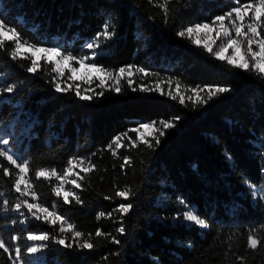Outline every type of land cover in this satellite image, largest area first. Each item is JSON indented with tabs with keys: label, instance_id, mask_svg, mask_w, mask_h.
<instances>
[{
	"label": "trees",
	"instance_id": "16d2710c",
	"mask_svg": "<svg viewBox=\"0 0 264 264\" xmlns=\"http://www.w3.org/2000/svg\"><path fill=\"white\" fill-rule=\"evenodd\" d=\"M163 3L0 0V20L30 43L56 46L77 57H91L95 51L94 62L109 71L133 65L154 74L144 75L147 85L203 88L204 99L205 85L231 89L205 104L196 98L181 104L178 97L141 93L137 80L132 87L121 80V92L110 83L94 90L103 95L81 100L74 87L66 93L55 91L51 65L41 61L42 70L28 73L24 65L30 60L13 61L14 45L7 42L8 51L0 49V87L13 83L17 87L0 93V135L10 139L7 147L13 153L30 161L38 202L49 210L55 203L66 224L82 233L81 242L90 239L94 247L66 248L50 240L39 253L26 255L29 231L59 236L61 224L37 220L25 207L20 210L24 215L14 210L20 199L12 187L18 170L0 157V239L12 249H0V264H264V200H254L246 184L264 186V77L232 67L187 36L177 35L190 25L210 23L236 6L235 0H169L167 22L159 6ZM109 21V31L114 29L111 39L101 36L99 47L87 49L86 43ZM260 32L264 36V29ZM162 119L175 126L162 129L165 134L158 145L149 139L151 148L138 140L136 131H129ZM125 132L123 146L115 149L113 144L117 153L113 155L106 146ZM72 157L90 159L96 166L87 175L75 169L84 176L78 181L81 189L68 184L82 205L71 198L66 204L54 195L52 186L61 181L35 178L39 168H55L63 175ZM124 157L131 164L121 168ZM2 168H9L13 177L3 176ZM118 191L131 195L125 200L116 195ZM4 200L10 201L7 207ZM120 203L132 205L127 214L114 211ZM187 209H194L210 227L184 224L182 213ZM33 211L40 215L38 209ZM100 212L106 215L97 219ZM121 226L122 234L117 231ZM97 229L108 235L97 237ZM249 235L260 239L256 249L248 247ZM112 237L119 244L112 243ZM71 240L69 231L66 242ZM16 247L24 250L22 262L15 259Z\"/></svg>",
	"mask_w": 264,
	"mask_h": 264
},
{
	"label": "snow or ice",
	"instance_id": "6c2138e0",
	"mask_svg": "<svg viewBox=\"0 0 264 264\" xmlns=\"http://www.w3.org/2000/svg\"><path fill=\"white\" fill-rule=\"evenodd\" d=\"M151 2V0H150ZM169 0H164V3L159 5L164 13L165 22L168 19V8L167 4ZM236 6L231 7L230 10L224 12L222 15H217L213 17L211 25L207 22L203 23H196L195 25H190L185 29H182L177 33L180 37H185L186 34L189 39L194 32H200L201 30H208L204 34L207 35L208 32H215L216 39L223 38L224 42L220 43L217 48L213 47V44L216 43V39H213L211 43L204 42L202 39H196L192 42L197 46H203V48L209 52V54L213 55L216 59L220 61H226L228 65L239 68L245 71H255L258 75L264 77V36L261 35L260 29H264V0H249L248 3H240V0H235ZM249 12H251V16L248 17ZM234 14V18H233ZM248 17L249 21L247 24L244 23L245 18ZM228 21L230 27L225 24V21ZM240 22V23H237ZM111 26V21L106 22L103 26V30L100 33L96 34V37L91 41L86 43L85 47L89 50H94L95 48L99 47V39L101 36L104 38L105 41L111 39L114 35L113 31H109ZM246 27L247 31H243ZM235 33V38L232 37V32ZM244 38L247 43V49L245 50L243 47ZM10 42L14 45L13 49L10 51V58L15 61L17 59L20 60H30V64L24 65L25 70L28 73L35 74L38 71L42 70L41 61L44 64L51 65V71L56 73L53 76L51 83L54 86V89L58 93H66L70 90H73L72 84H66V86L62 87L61 82H59V78H62L65 75V69L72 73L71 76H68V80L79 79L84 84H91L94 80H99V84L97 87H104L108 80L115 81L116 87L114 91L117 93L121 92L122 89L120 88V82L124 78V74L127 72L128 76L132 75L133 65H128L126 67H121L118 69L116 73L107 70L101 65H97L94 62V57L96 55L95 51H92V56H82L77 57L72 53H65L59 47H45L43 45L33 44L27 40H24L20 33L11 26H8L4 23L3 20H0V49L4 51H8L5 47V44ZM253 45H256L258 51L253 50ZM24 49L25 51H21ZM231 49V55H226L228 50ZM30 53V55H29ZM37 53H41L42 55H36ZM73 62L81 65L85 72L83 76L76 77V72L78 69L72 66ZM62 64L64 65L62 67ZM136 72H144L145 75H154L147 73L145 69L137 67ZM92 73H96L97 75L93 76ZM129 87H132L133 80H128ZM17 85L7 84L3 87H0V93H12L14 92ZM204 88L207 89V99H204L199 93L203 92V88H193L192 92L196 94V102L200 104H205L208 100L216 97L219 94L225 93L230 91L231 89L226 86H211L205 85ZM160 89V84L157 83L155 88H149L146 85L140 86V91L148 92V91H155ZM180 85L177 84L176 87V95H172V92L169 91L168 95L172 97V99H176L179 96V102L181 104L185 103V97L179 91ZM135 91L136 89L133 88ZM84 92H91L92 94L82 95L81 94V86L80 84H75V95L81 100H91L93 95L99 96L103 95V92H94L91 88L84 89ZM161 94H164L161 91ZM189 100L192 97H188ZM178 119V118H177ZM156 121L152 122H143L140 123L136 129H130L129 131H138L139 128H143L149 130V136H152L155 139V143L158 145L160 143L159 137H162L165 132L162 129H170L173 128L174 122L170 120H160L159 125L162 126L156 127ZM158 133V136L155 135ZM128 133H121L115 137L110 144L106 147L108 150L112 151L113 155H116L115 149L121 148L123 145L121 143V137L127 136ZM141 139L143 143H145L148 147H153L154 145L145 139L142 134L138 137ZM131 139V138H129ZM10 144V139L6 138L5 136L0 135V157L6 159L10 165L14 166L18 172L15 175L14 183L12 187L14 188L16 193H19V202L13 205L14 210L20 212L21 215H24L21 212V208L25 207L28 209V213L37 220H40L42 217L38 215L37 211H33V209H38L39 212L46 213L43 217L45 222L55 226L57 221L61 222L60 227V234L51 235L47 232H42L40 234H34L33 232L29 231L27 235V241L31 242L30 244L26 245V255L34 256L35 254L39 253L42 249L47 247L48 241H52L53 243L66 247L72 248L76 246L77 248L81 249H92L94 244L90 242V239H84L81 242L82 233L80 231L74 230V226L70 223L67 224V228L63 225L67 223L66 218L60 215L55 208V203L52 205V209L49 210L47 206L41 205L39 201L38 194L34 190V184L30 179L29 173L31 170L30 161L27 159H22L17 156L15 153L12 152L10 148L7 146ZM113 144L115 145V149H113ZM133 146L135 147V141H132ZM264 147V145H262ZM93 156L96 154L93 153ZM131 160L129 157H124V164L121 165V168H124L126 165H130ZM79 168L80 172L84 173L85 175L89 174L91 171L95 170V164H92L90 159L86 160L85 158H77L72 157L67 160V167L63 169V175H60L57 169H45L39 168L35 170V178L40 180L41 178L46 179L49 183H51L52 178H55L61 183L52 186V192L57 198H63L64 203L68 204L71 200H74L77 204H83V201L79 194L74 189H81L82 184L78 181L83 180L84 176L80 175V172H76L75 169ZM264 171V169H262ZM2 174L5 177L12 178L13 173L9 168H2ZM75 175L77 179H71L69 181V176ZM71 183L74 186V189H65L66 183ZM249 188L252 190L253 196H259L260 199H264V186L261 187L260 190L255 189L250 182L246 181ZM22 185H24L22 189ZM2 195V193H0ZM118 197H121L125 200L129 198L131 193L129 191H118L116 193ZM31 197L34 203H30L29 199L26 197ZM105 199H110V197H105ZM10 201L4 200L3 204L5 207L9 205ZM132 205L126 203H120L114 211L119 212L121 215L127 214ZM112 212L107 213V216L111 217ZM106 214L104 212L98 213L97 219L104 217ZM183 219L187 222L194 223L195 225L199 226L202 229H208L210 225L206 222L205 219L200 218L194 209L185 210L183 213ZM49 217H52L49 220ZM179 217V214L177 218ZM23 222V221H22ZM71 231L72 240L70 242H66V234ZM118 232L121 234L124 233L125 229L123 226L117 229ZM95 235L97 237L107 236L108 234L103 233L100 229H97ZM18 236H12V240H17ZM112 243L119 244V240L115 237L111 239ZM260 243V239L249 235L247 237V245L250 249H256L258 244ZM0 249H3L4 252H11L12 249L8 246V244L0 239ZM24 252L23 249L20 247H16L14 249L15 259L16 261H23L24 256L22 255ZM11 258V257H10ZM237 259H242L241 257H237Z\"/></svg>",
	"mask_w": 264,
	"mask_h": 264
},
{
	"label": "rangeland",
	"instance_id": "374dc122",
	"mask_svg": "<svg viewBox=\"0 0 264 264\" xmlns=\"http://www.w3.org/2000/svg\"><path fill=\"white\" fill-rule=\"evenodd\" d=\"M250 16H251V12H249V14H248V17H250ZM248 17L245 18V21H244L245 24H247L248 22H250ZM233 18H234V14H233ZM211 22H212V21H211ZM211 22L209 23L210 25H211ZM237 23H240V22H237ZM225 24L228 25V26L230 27V24H229V22H228L227 20L225 21ZM207 31H208V30H201L200 32H194V33L192 34V36H191V40L193 41V40H196V39H202L204 42L211 43L213 39H216V37H215V32H214V31H212V32H208V34L205 35L204 33L207 32ZM243 31H247L246 27L243 29ZM186 36H187V34H186ZM187 37H188V36H187ZM232 37L235 38V33H234V31L232 32ZM241 39L244 40V38H241ZM222 42H224V39H223V38L216 39V43L213 44V47H214V48H217V47L219 46V44L222 43ZM49 47H56V46H49ZM201 47H203V46L201 45ZM243 47H244L245 50L247 49V43H246V40H244ZM253 50L258 51V48L256 47V45H253ZM21 51L23 52V51H25V50H24V49H21ZM29 55H30V53H29ZM36 55L39 56V55H42V54H41V53H37ZM226 55H231V49L228 50V52L226 53ZM63 66H64V65L62 64V67H63ZM72 66L75 67L76 69H78V71L76 72V77H81V76H83V74H84V72H85V69H84L81 65H79V64H77V63H75V62H73ZM116 72H117V71H116ZM116 72H113V73H116ZM55 74H56V73H55ZM71 75H72V73L69 72V71L67 70V68H66V69H65V75H64L62 78H59V82H61V86H66V84H72L73 87L75 88V84H80V86H81V94H82V95L92 94L91 92H84V89H86V88H91V89H93V90L99 88V87H97V85L99 84V80H94L91 84H84V83H82V81L79 80V79H75V78H74L73 80H68V76H71ZM92 75L95 76V75H97V74H96V73H92ZM144 75H145L144 72L139 73V72H136L135 69H132V75H131V76H128V74H127V72H126V73L124 74V78H123L122 80H125V81H127V83H128V80H129V79H132V80H133V84H134V82L137 80L138 85H139V89H140V86H141V85H146V86L149 87V88H155L157 84H152V85H147V84H145L146 81H145V77H144ZM140 82H141V84H140ZM110 83H112L113 88L116 87L115 81H113V80H108V81L106 82V85H108V84H110ZM176 87H177V86H172V85H170V84H168V83H162V84H160V89H158V90H155V91H148V92H142V91H141V93H143V94H147V93H150V92H157V93H160V94H161V91H162L164 94L168 95L169 91H171V92H172V95H176ZM179 91H180V93H181L182 95H184L185 100H189L188 97H192V99H195V98H196V94L193 93L192 90H187V89H185V88H181V87H180ZM201 93H202V92H201ZM201 93H199V94H201ZM168 96H170V95H168ZM177 97L179 98V96H177ZM192 99H191V100H192ZM156 127H160V125H159V124H156ZM136 133H137V138H138L139 136H141V134H142V136H143L145 139H147V140L153 138L152 136H149V130H146V129H143V128H139L138 131H136ZM157 134H158V133H155V135H157ZM138 140H139L140 142H142L141 139L138 138ZM68 179H69V181L71 180L70 178H68ZM68 184H71V183H70V182H69V183H66V184H65V189H69V188H68ZM71 185H72V184H71ZM255 189L260 190V188H255ZM251 194H252V196H253L252 190H251ZM253 198H254V200L260 199L259 196H255V197L253 196ZM260 200H264V199H260ZM187 210H189V209H187ZM38 212H39V210H38ZM39 213H40V216H41L42 218L46 215V213H42V212H39ZM51 219H52V217H49V220H51ZM182 222H183L184 224L188 225V226L195 225L194 223L187 222V221H185L184 219L182 220ZM57 223L61 224L60 221H57ZM63 226H64L65 228H67V224H66V223H64ZM198 227H199V226H198Z\"/></svg>",
	"mask_w": 264,
	"mask_h": 264
}]
</instances>
